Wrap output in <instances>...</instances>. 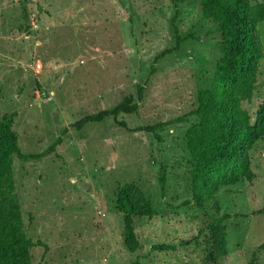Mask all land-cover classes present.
I'll list each match as a JSON object with an SVG mask.
<instances>
[{"label": "rangeland", "instance_id": "374dc122", "mask_svg": "<svg viewBox=\"0 0 264 264\" xmlns=\"http://www.w3.org/2000/svg\"><path fill=\"white\" fill-rule=\"evenodd\" d=\"M176 10L180 34L195 39L155 63L175 45ZM220 40L197 0H0V121L10 122L24 154L44 152L69 127L58 156L27 163L14 156L25 230L46 245L30 249L32 264H211L209 233L200 234L206 219L194 204L181 205L192 197L186 132L197 122L192 113L221 57ZM255 44H264V23L255 28ZM139 86L145 91L137 112L118 117L129 130L112 117L70 128L127 96L137 99ZM260 105L264 58L257 92L244 107L255 116ZM181 117L185 122L158 132L160 140L137 131ZM257 125L264 128V116ZM235 159L251 174L218 193L222 214L231 216L221 262L255 257L264 264V138ZM126 184L139 189L133 201L142 205L143 194L154 209L152 217L130 216L132 249L117 209ZM158 244L176 250H152Z\"/></svg>", "mask_w": 264, "mask_h": 264}, {"label": "trees", "instance_id": "16d2710c", "mask_svg": "<svg viewBox=\"0 0 264 264\" xmlns=\"http://www.w3.org/2000/svg\"><path fill=\"white\" fill-rule=\"evenodd\" d=\"M179 5L189 0H170ZM205 19L211 20L216 32L221 36L217 43L220 59L217 62L210 85L199 90L198 105L193 111L197 122L186 132L187 150L191 156L190 185L192 197L181 206L194 204L206 219L200 234L208 232L211 250L207 260L211 264H222L228 256V232L225 222L229 214H222L218 201L221 188H228L250 177L248 163L238 162L235 158L239 149L250 151L264 138V128L258 122L264 116V105H260L256 115L244 107L250 103L258 89L259 63L264 58V44H255V28L264 23V2L250 3L249 0H197ZM180 11L176 10L172 18L175 45L159 54L155 63L167 55L179 52L192 35L182 36L177 25ZM154 69L152 68V73ZM145 87H138V98L125 97L115 107L88 115L73 123L70 128L81 131L91 123H102L113 118L117 124L129 130L125 121H118L121 114L137 112L143 99ZM181 117L156 126L139 128L137 131L152 133L160 140L158 132L166 126L185 122ZM69 127L44 152L24 154L19 147V136L6 119L0 121V264H32L29 259L30 249L45 246L41 240L33 241L24 227L21 207L16 193L13 173L14 156L23 163L41 162L57 155L58 147L63 143V136ZM58 156V155H57ZM165 188L166 176L160 178ZM139 190L134 184L124 185L117 195V209L126 217L124 237L128 248L133 237L130 216L152 217L154 209L151 201L144 197L138 205L133 201L132 190ZM155 251H174L176 246L154 245ZM132 251V250H131ZM133 252V251H132ZM249 264H256V258Z\"/></svg>", "mask_w": 264, "mask_h": 264}]
</instances>
